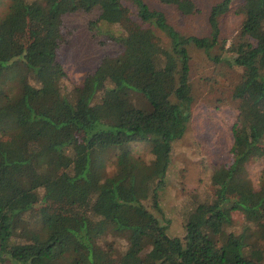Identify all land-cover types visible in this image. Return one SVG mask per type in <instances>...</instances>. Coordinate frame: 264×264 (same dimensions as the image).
Segmentation results:
<instances>
[{"label": "trees", "instance_id": "trees-1", "mask_svg": "<svg viewBox=\"0 0 264 264\" xmlns=\"http://www.w3.org/2000/svg\"><path fill=\"white\" fill-rule=\"evenodd\" d=\"M157 1L198 11L195 0ZM238 1L237 33L222 34L234 0H220L197 36L144 0H0V264H264L253 251L264 173L255 185L247 172L264 161V0ZM93 10L89 28L121 50L65 84L64 16ZM192 47L216 68L205 84L238 75V110L216 127L228 162L214 157L206 187L183 194L179 237L149 207L160 209L173 142L190 121ZM234 210L254 228L230 230Z\"/></svg>", "mask_w": 264, "mask_h": 264}, {"label": "rangeland", "instance_id": "rangeland-1", "mask_svg": "<svg viewBox=\"0 0 264 264\" xmlns=\"http://www.w3.org/2000/svg\"><path fill=\"white\" fill-rule=\"evenodd\" d=\"M144 1L152 7L164 10L169 22L183 34L204 36L210 32L208 22L210 8L220 0H195L198 11L185 16L172 6L161 5L157 0ZM238 4L239 1L234 0L231 4L232 10L224 17L218 18L217 23L223 35L239 31L240 18L234 14ZM96 16L97 10L67 13L64 16L67 39L58 51V58L67 73L63 80L65 84L79 83L88 72L94 70L103 55H116L121 50L118 44L108 42L103 33L89 28L90 21ZM219 52L218 48L211 51L212 54ZM191 56L194 101L190 121L185 135L173 142L171 163L165 175V186L158 197L160 209L149 207L160 219L169 220L170 234L179 237L184 234L183 194L202 184L206 187L214 157L216 161L228 162L227 141L224 137L219 139L216 127L231 123L238 110L237 100L231 98L232 87L236 85L238 75L230 72L226 76L229 78L223 80L219 74H214V79L217 81L210 80L211 84L218 83L217 88L220 86L219 89H215L203 81L216 69L212 61L206 58L201 49L195 47L191 48ZM229 83L231 84L228 85ZM247 172L257 185L256 181L264 173V161H251L247 166ZM232 219L230 230L244 232L254 228L239 210L232 211ZM261 243L264 244V239L253 245L256 258L264 256V245Z\"/></svg>", "mask_w": 264, "mask_h": 264}]
</instances>
